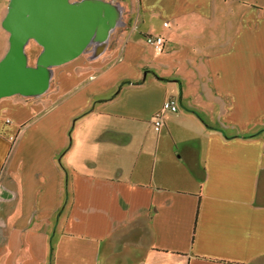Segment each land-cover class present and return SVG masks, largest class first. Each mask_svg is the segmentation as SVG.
I'll list each match as a JSON object with an SVG mask.
<instances>
[{
	"label": "crops",
	"instance_id": "0c3cea01",
	"mask_svg": "<svg viewBox=\"0 0 264 264\" xmlns=\"http://www.w3.org/2000/svg\"><path fill=\"white\" fill-rule=\"evenodd\" d=\"M99 1L101 47L0 98V264H264V0Z\"/></svg>",
	"mask_w": 264,
	"mask_h": 264
},
{
	"label": "water",
	"instance_id": "95a60500",
	"mask_svg": "<svg viewBox=\"0 0 264 264\" xmlns=\"http://www.w3.org/2000/svg\"><path fill=\"white\" fill-rule=\"evenodd\" d=\"M113 25L114 16L99 0H10L1 22L8 48L0 59V98L44 94L52 69L95 43L101 47ZM30 41L41 47L34 66L25 51Z\"/></svg>",
	"mask_w": 264,
	"mask_h": 264
},
{
	"label": "built area",
	"instance_id": "2783aa9c",
	"mask_svg": "<svg viewBox=\"0 0 264 264\" xmlns=\"http://www.w3.org/2000/svg\"><path fill=\"white\" fill-rule=\"evenodd\" d=\"M166 26V23L164 24ZM145 42L153 48V50L156 53H162L164 48V39L160 36H148L145 38ZM163 110H167L170 112H176L177 111V103L174 100L166 101L162 105ZM161 126V122L159 120V117L156 115L154 119V129L155 131H158Z\"/></svg>",
	"mask_w": 264,
	"mask_h": 264
},
{
	"label": "rangeland",
	"instance_id": "374dc122",
	"mask_svg": "<svg viewBox=\"0 0 264 264\" xmlns=\"http://www.w3.org/2000/svg\"><path fill=\"white\" fill-rule=\"evenodd\" d=\"M9 2H10V0H0V15L5 16ZM4 35H6L5 37H7V39H8V34L2 29V27H0V42H1ZM25 51H26V49H25ZM29 52H30V48H27L26 54L28 56V64L30 66H34L36 59L33 58Z\"/></svg>",
	"mask_w": 264,
	"mask_h": 264
},
{
	"label": "trees",
	"instance_id": "16d2710c",
	"mask_svg": "<svg viewBox=\"0 0 264 264\" xmlns=\"http://www.w3.org/2000/svg\"><path fill=\"white\" fill-rule=\"evenodd\" d=\"M30 42H32V41H30ZM30 42H29V43H30ZM26 47H27V46H26Z\"/></svg>",
	"mask_w": 264,
	"mask_h": 264
}]
</instances>
